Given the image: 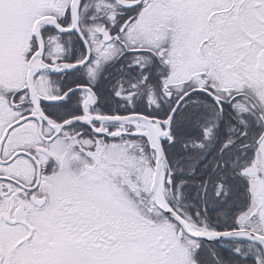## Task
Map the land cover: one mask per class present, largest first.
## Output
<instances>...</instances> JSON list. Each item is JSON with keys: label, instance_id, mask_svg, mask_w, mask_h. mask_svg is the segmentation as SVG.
<instances>
[{"label": "snow or ice", "instance_id": "snow-or-ice-1", "mask_svg": "<svg viewBox=\"0 0 264 264\" xmlns=\"http://www.w3.org/2000/svg\"><path fill=\"white\" fill-rule=\"evenodd\" d=\"M0 264H264V0H0Z\"/></svg>", "mask_w": 264, "mask_h": 264}]
</instances>
